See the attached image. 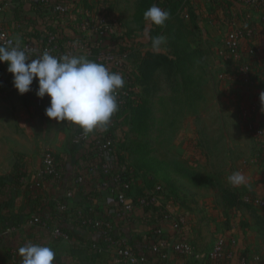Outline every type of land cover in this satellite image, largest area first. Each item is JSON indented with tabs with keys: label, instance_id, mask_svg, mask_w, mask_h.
<instances>
[{
	"label": "crops",
	"instance_id": "1",
	"mask_svg": "<svg viewBox=\"0 0 264 264\" xmlns=\"http://www.w3.org/2000/svg\"><path fill=\"white\" fill-rule=\"evenodd\" d=\"M226 1L181 0V4L186 7L183 11L186 17H189L188 9L194 10L195 22L201 34L198 42L201 47L210 51L212 61L211 67L207 69L210 71L207 78L213 77L215 85L212 86L216 94H224L227 97L228 113L237 115L240 130L251 134L246 129L245 122L249 119L264 121V111L258 113L251 109L252 105L264 108L260 100L261 93H264V21L261 19L259 7ZM249 27L253 29V34L240 40V48L243 59L250 65L251 78L246 83H243L238 75L237 78L224 79L218 73H230L235 71L236 67L232 61L221 58L222 41L232 29L244 30ZM6 28L9 32L12 31L7 24ZM11 33L15 38L18 37L13 31ZM132 60L134 58L128 63L131 68L134 65ZM106 67L111 70L110 65ZM198 75L201 73L198 72ZM37 88L38 82L31 94L20 95L12 83L0 86V176L10 174L17 156L23 155L24 175L21 181L34 183L41 167L42 155L47 150L57 157L62 178L59 181L42 180L41 187L30 192L12 183L0 186V264H22L18 250L28 244L52 248L56 254L54 264H125L117 260V243L120 238H124L130 244L129 237L134 238L135 235L148 231L150 226L146 216L149 212L135 205L128 217L119 215L112 188L102 184L104 179L97 170L100 163L110 165L115 157L95 154L94 160L91 161L87 156L90 149L72 147V143L78 142L75 126L70 122H61L58 126L54 124L57 121L44 116L42 107L46 109L49 106L50 98L45 96L41 99L42 104H37V99H40L36 95ZM174 104L178 109L184 107L183 98H179ZM175 122L177 134L174 131L172 138L183 134L182 124L186 121ZM90 135L92 134L87 133V139ZM192 135L196 139V134ZM184 136L188 134L184 133ZM191 146L194 147L192 144ZM250 154L252 157L255 149H251ZM259 157L258 163L249 159L244 165L247 182L240 188L254 193L255 196H264V153L259 154ZM230 166L228 169L238 167L233 164ZM251 166L256 167L252 169ZM78 177L82 178L80 183H76ZM137 187L135 183L128 191L133 199L138 191L142 190ZM58 203H63L72 212V216L67 219L57 216L55 210ZM164 205L167 210L172 211L171 204L164 201ZM238 216L243 221L230 219L224 230L227 231V238L232 240L229 247L234 254L219 263L203 264H237L236 256L243 251L250 257L248 264H264V222L252 220L245 210L240 211ZM81 217H90L105 224L99 228H86L78 223ZM191 221L187 232L195 225L194 221ZM61 226H66L63 231L65 236H55V229ZM159 229L166 235L173 232L171 224L164 220L160 222ZM187 239L190 240L189 237ZM136 243L140 252L138 254L145 252L147 256L153 255L145 248V244H151V241L144 240V245ZM153 257L155 256L146 264H154L156 259ZM191 259L172 255L170 262L200 264Z\"/></svg>",
	"mask_w": 264,
	"mask_h": 264
},
{
	"label": "trees",
	"instance_id": "2",
	"mask_svg": "<svg viewBox=\"0 0 264 264\" xmlns=\"http://www.w3.org/2000/svg\"><path fill=\"white\" fill-rule=\"evenodd\" d=\"M67 1L69 2V0H0V15H2L0 18V25L6 27L5 25L7 24L11 27L12 31L21 39L22 44L33 45L39 50L44 46L55 44L60 50H64L67 42L75 39H85L84 32L81 30V24L85 22L86 18L78 20L71 17L72 12L75 10V7L73 8L74 5L71 2L69 3L70 7L67 11L60 12L53 10L56 4ZM226 2L229 3L232 1L227 0ZM155 5L161 9L167 10L170 13V18L176 13V10L182 6L181 0H156ZM188 16V21L174 18L173 23L172 21H169V18L165 22L168 23L167 27H169L168 31H166L170 34L169 42L166 44L167 51H165L154 50L152 47L153 38L160 36L161 33H166L160 26L151 24L150 27H148L146 39L143 41L136 39V42L133 37L126 35L123 30L124 26L120 25L119 27L115 21L113 22L109 20L107 15L103 13L98 14L97 18L111 24L115 30L112 32L105 31L102 35L91 37L88 47L84 51L75 54L76 56L85 55L89 60L101 63L105 66L110 65V72L113 73L116 72L117 68L104 60L99 61V55L112 52L119 57H123L125 60L124 63L126 67L119 69V71L125 81L124 86L120 89L126 94L116 96L118 110L112 115L109 123L103 128V130L99 131V129H96L91 132L92 135L89 136V139H78L77 143H72V147L77 149L85 147L90 149L87 156L93 161L94 155L98 154L95 139L109 141V147L111 148L110 153L101 155L103 156L107 154L109 156H114V161L108 166L107 172L104 171L101 163L97 167V170L100 171L103 179L108 181L109 188H113L116 185L122 187L123 183H125L129 187L127 189L124 187L122 188L128 193L129 188L135 184V181L130 176V169L120 167L124 162L123 155L120 153V147L124 142L122 143L118 140L124 135L123 131L120 129V126L124 121H130L131 125L134 126L133 128H137L136 124L139 122V118L135 114L136 111L141 110L140 117L145 113L147 118L148 108L143 104L145 98L150 94L154 95L155 93L166 92L168 93L166 95V100L169 102L173 101L172 103H177L179 98H181V95L183 97V103L188 107V110L195 111L197 107H199L198 102L202 99V97H200L202 96L200 93L201 87H203L202 77L207 78V75L210 72L207 69L211 67L212 57L210 51L203 46L201 47V44L198 42V38L201 34L200 29L195 22L194 10L188 9ZM50 36H53L51 42L48 41ZM190 37L191 40H189ZM224 39L222 41L220 55L225 61H230L228 58L224 57L226 51L223 47ZM240 51L242 52L241 48ZM38 56H40L39 53L36 58ZM131 58H134V60H132L134 64L132 68L131 66H128ZM198 72L201 73L200 76L198 75ZM219 74L224 79L238 75L237 69L230 73L222 71L219 72L218 75ZM215 76H217V74ZM250 78L251 73L249 65V79ZM12 79V74L7 71V64L0 63V86L10 85ZM209 80H213V77L207 78V81L204 82L207 83ZM36 83L37 81L34 79L33 84L30 86L31 91H29L28 94L32 93ZM210 83H213V81ZM174 92H181V94H178L177 96L172 95L171 93ZM144 94L148 96H145ZM42 112L45 116L44 106L42 107ZM249 120L254 121L253 119ZM175 123L177 129V122L175 121H168L167 127L169 128L171 126V128L175 129ZM74 126L77 136L81 132H84L79 126ZM173 132L174 130H171V137ZM117 143L120 144L118 145ZM210 151L213 150L210 149ZM257 152L258 155L261 154L258 150ZM44 153H49L53 158L54 173L45 174L39 181H35L34 183L22 182L21 180L24 175L23 161L25 157L23 155H18L11 173L0 176V186L11 185L12 183L15 186L22 187L30 192L40 188L42 180L59 181L62 178V173L57 157L47 150ZM117 177L118 180H116ZM76 183L80 182L77 181ZM219 183L220 181H218V183L213 182V185L219 186ZM139 190L140 191H138L137 196L134 199L135 203H137V198L158 194L154 189L151 191H145V187L139 188ZM246 196L251 199L255 197L254 193L233 187L228 180H225V186L220 187V199L222 203L230 208L236 206L247 207L248 211L252 212L254 209L251 207L256 204L250 200H245ZM157 198V200H160V203L152 202V204L145 207L150 214V219L148 220L150 228L148 231L135 235V239L132 237L128 238L136 253H140L137 249L136 242L144 245V240L153 242L157 236L162 238L169 236L159 229V224L164 220V215L168 210L164 205V201L161 200L158 195ZM256 207L262 208V211H264V206L256 205ZM55 211L57 216L62 218L65 217L67 219V217L72 216V212L66 207L64 210L58 211L56 209ZM73 221L75 223L79 221L78 223L86 228H99L103 226L95 227L91 224L83 223L82 218L78 221ZM65 228L66 226L60 227L62 231H65ZM145 245V248L149 251L150 244ZM143 254H145V252ZM152 256L155 255L153 254ZM152 256L149 255L147 257L151 259ZM241 257L245 259V264L249 263L248 259H250V257L246 252L243 251L242 253H238V258Z\"/></svg>",
	"mask_w": 264,
	"mask_h": 264
},
{
	"label": "rangeland",
	"instance_id": "3",
	"mask_svg": "<svg viewBox=\"0 0 264 264\" xmlns=\"http://www.w3.org/2000/svg\"><path fill=\"white\" fill-rule=\"evenodd\" d=\"M69 2L74 5L73 8L75 7L71 16L73 19H94L103 13L109 20L115 21L117 26H124L123 30L127 36L143 41L151 25L145 21L144 12L155 5L156 0H69ZM184 10L186 7L182 5L169 21L173 22L174 18L188 21ZM167 25L168 23H165L160 26L166 33L160 34L164 42L158 50L167 51L166 44L170 39ZM202 80L203 87L200 92L202 99L199 100V107L195 111L188 110L185 104L178 109L173 101L166 100L168 94L166 92L149 96L144 94L148 96L143 102L148 108L147 118L145 113L140 117L141 110L136 111L135 114L139 118L137 128H133L130 121H124L120 126L124 135L118 141L124 142L120 147V153L124 158L122 165L130 169V176L137 183V189L145 187V191H151L156 185H160L163 189V192L158 194L161 200L171 204L173 212L184 215L188 227L191 225L190 221H194V227L186 232L191 244L197 250L207 251L218 239H223L230 248L232 240L227 238V231H224L226 225L230 219L243 221L238 213L248 211L247 207L230 208L222 203L220 187L225 186V180L234 172L244 175L246 172L244 165L250 160L258 163L260 157L258 158V144L255 138L240 130L237 115L228 113L227 97L224 94H216L212 86L215 84L210 83L212 80L207 83L204 82L207 78L202 77ZM171 94L177 96L181 92ZM168 121H186L182 124L183 134L172 138L171 130L177 134L176 123L175 129L171 126L168 128ZM54 124L59 126L62 123ZM184 133L188 136L185 137ZM194 133L196 139L193 138ZM251 149H255L252 157ZM231 164L238 167L228 169ZM255 167L251 166L252 169ZM218 181L220 187L213 185V182ZM236 188L241 190L240 186ZM251 208L254 210L248 213L252 220L264 222L262 208L256 205ZM237 260L238 255L236 262L240 264Z\"/></svg>",
	"mask_w": 264,
	"mask_h": 264
},
{
	"label": "clouds",
	"instance_id": "4",
	"mask_svg": "<svg viewBox=\"0 0 264 264\" xmlns=\"http://www.w3.org/2000/svg\"><path fill=\"white\" fill-rule=\"evenodd\" d=\"M169 18L170 13L156 5L144 12L145 21L156 26H163ZM163 42L162 36L153 38V49L158 50ZM0 63L7 64L18 94L31 91L34 79L38 82L37 97L50 98L45 109L49 119L70 122L85 133H91L104 128L118 110L115 93L124 86L123 77L85 55L56 57L44 51L31 59L21 47V39L16 37L15 43L10 40L6 45L0 44ZM260 100L264 105V93H261ZM228 181L233 187L247 182L240 172H234ZM18 251L22 264H54L56 256L52 248L37 244H28Z\"/></svg>",
	"mask_w": 264,
	"mask_h": 264
},
{
	"label": "built area",
	"instance_id": "5",
	"mask_svg": "<svg viewBox=\"0 0 264 264\" xmlns=\"http://www.w3.org/2000/svg\"><path fill=\"white\" fill-rule=\"evenodd\" d=\"M232 2L242 3L248 7H259L261 19L264 21V0H230ZM70 2H64L60 4H56L53 8L55 11H67L70 7ZM81 30L84 32L85 39L83 40H72L66 43L64 50H60L55 44L44 46L41 50L37 49V47L33 45L23 44L22 48L27 51L31 59H35L37 54L41 55L44 51H48L50 54L60 57L65 54L75 55L77 52L84 51L88 47V43L91 40V37L95 35H102L105 31L112 32L115 28L104 22L100 18L94 19H86L85 22L81 24ZM253 34V29L251 27L246 28L244 30L234 28L230 32L227 33L223 47L225 48L224 57L228 58L230 61L234 63L237 69L238 76L243 83L249 81V65L248 62L243 59L242 52L240 51V40L244 36H250ZM13 41L15 43V37L12 33L8 31L7 28L0 25V44L6 45L8 41ZM53 36H50L48 41H52ZM99 61H106L109 64L114 65L117 69L115 73L121 75L119 69L125 68V60L123 57H119L117 54L112 52L102 53L98 57ZM237 78V75L234 76ZM126 93L121 89L116 90L115 95H125ZM37 104L41 105V99H37ZM251 109L257 111L258 113H262V109L256 105H252ZM246 129L251 133V135L255 138L258 144L257 150L260 153H264V121H251L247 120L245 122ZM87 133L81 132L78 135V139H87ZM95 144L98 150V154L110 153L111 148L109 147V141H104L101 139H95ZM108 164H103L102 168L105 172L108 171ZM54 162L53 158L49 153H44L42 155L41 167L38 171L37 180L39 181L43 175L54 173ZM118 180V177L117 179ZM77 181L81 182L82 178L78 177ZM102 184L104 186L109 185L107 180H103ZM122 187L127 189L129 186L123 183ZM116 185L111 190L113 191L119 215H123L128 217L130 213L134 210L135 205H139L140 207L145 208L146 206L152 204V202L160 203V200H157V195L163 192V189L160 185H156L154 191H157V195H150L149 197H140L137 198L136 202L132 196H130L125 190ZM130 190V188H129ZM128 190V191H129ZM115 192V193H114ZM160 198V196H159ZM245 200H250L254 204L259 206H264V196H255L254 198H250L248 196L245 197ZM65 209V205L63 203H58L57 210L61 211ZM82 222L86 224H91L95 227H99L105 223L100 220L92 219L90 217H81ZM150 219V214L146 216V221ZM164 221H168L173 229L172 234L168 237H159L157 236L155 241L150 244V253L154 254L155 257L154 264H171L170 257L172 255H176L178 257H191L195 261L200 264L203 263H219L220 261H224L232 256L233 251L227 247V243L223 239H218L214 241L212 247L207 251H201L195 249V247L191 244V242L187 239V219L184 215H178L168 210L164 215ZM55 236H65V233L60 229L56 228L54 231ZM117 260L119 262L125 264H146L150 262V259L144 254H138L134 251L132 246L128 244L127 240L124 238H120L117 243L116 250ZM152 258V259H153ZM240 264H245V259L243 257L238 258Z\"/></svg>",
	"mask_w": 264,
	"mask_h": 264
}]
</instances>
